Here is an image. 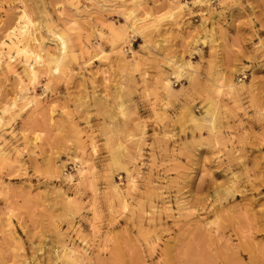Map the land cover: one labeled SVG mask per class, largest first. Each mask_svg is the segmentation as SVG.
Masks as SVG:
<instances>
[{
  "label": "rangeland",
  "instance_id": "rangeland-1",
  "mask_svg": "<svg viewBox=\"0 0 264 264\" xmlns=\"http://www.w3.org/2000/svg\"><path fill=\"white\" fill-rule=\"evenodd\" d=\"M0 264H264V0H0Z\"/></svg>",
  "mask_w": 264,
  "mask_h": 264
},
{
  "label": "bare ground",
  "instance_id": "bare-ground-1",
  "mask_svg": "<svg viewBox=\"0 0 264 264\" xmlns=\"http://www.w3.org/2000/svg\"><path fill=\"white\" fill-rule=\"evenodd\" d=\"M133 16H134V12H129L127 14V17H126V21H128L131 18H133ZM30 26H32V22H31L29 16L26 13H24L22 15V17H21L20 25L18 27V31L19 32H18V34H15L14 36H18V35L27 36V34H28L27 32H28ZM128 30H130V31H132L134 33L136 31V25H130L129 24L128 25ZM128 30H126L124 32V34H126ZM124 34H123V36H124ZM23 51L28 57H34L35 60L38 61V62H40V63H44L45 62L44 58H43V56H42V54L40 52H34V51L32 52L31 50H27V49H23ZM171 63L175 65L174 61H172ZM190 64H191V62L187 61L186 63H183L182 65H177L176 66L177 76L178 77H182L186 73V71H187L188 67L190 66ZM47 66H48V68H50V71L56 70L59 67V65L56 63V61L55 62H51L50 65H47ZM35 75H36L35 71L34 70H30V76H31L32 80L35 79ZM167 85H169V84H167ZM230 88L234 89L233 85H231ZM215 90H217V92H219L221 90V86H217Z\"/></svg>",
  "mask_w": 264,
  "mask_h": 264
}]
</instances>
